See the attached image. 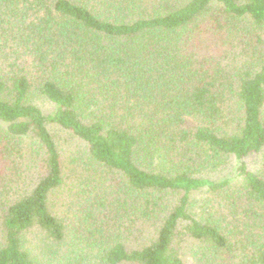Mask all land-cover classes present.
<instances>
[{"label":"trees","instance_id":"16d2710c","mask_svg":"<svg viewBox=\"0 0 264 264\" xmlns=\"http://www.w3.org/2000/svg\"><path fill=\"white\" fill-rule=\"evenodd\" d=\"M189 256L264 264V0H0V264Z\"/></svg>","mask_w":264,"mask_h":264},{"label":"rangeland","instance_id":"374dc122","mask_svg":"<svg viewBox=\"0 0 264 264\" xmlns=\"http://www.w3.org/2000/svg\"><path fill=\"white\" fill-rule=\"evenodd\" d=\"M45 109H49V106L47 105V106H45L44 107ZM56 132H57V130H56ZM57 139H58V143L60 144V145H63V147H64V149L65 150H67L68 152H69V143H68V139H67V137H66V135H65V133H63L62 131H61V133H57ZM261 158L260 157H258V156H254V157H250L248 160H247V162H248V165H249V167L251 168V169H256L257 167H258V165L261 163ZM67 162V161H66ZM69 184V183H68ZM66 190H62V192L63 193H65L67 196H69L71 193H68L67 192V190L69 191L70 190V187L69 186H67L66 188H65ZM72 191V190H71ZM70 191V192H71ZM72 193H74V195L76 194V192L73 190V192ZM67 202L68 201H66V200H63L62 201V199L59 201V204H57L58 206H60V205H66L67 204ZM64 203V204H63ZM58 206H56V208H59ZM187 255H190V254H187ZM186 264H195L194 263V261H193V259L189 256V257H186Z\"/></svg>","mask_w":264,"mask_h":264}]
</instances>
